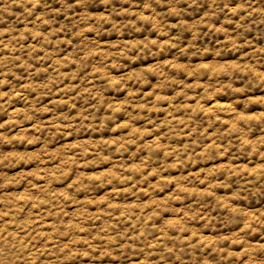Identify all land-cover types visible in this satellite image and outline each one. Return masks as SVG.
<instances>
[{"label": "clouds", "instance_id": "1", "mask_svg": "<svg viewBox=\"0 0 264 264\" xmlns=\"http://www.w3.org/2000/svg\"><path fill=\"white\" fill-rule=\"evenodd\" d=\"M0 264H264V0H0Z\"/></svg>", "mask_w": 264, "mask_h": 264}, {"label": "rangeland", "instance_id": "2", "mask_svg": "<svg viewBox=\"0 0 264 264\" xmlns=\"http://www.w3.org/2000/svg\"><path fill=\"white\" fill-rule=\"evenodd\" d=\"M27 169H25V168H21V169H19V171H26ZM21 195L23 196V193H21Z\"/></svg>", "mask_w": 264, "mask_h": 264}]
</instances>
